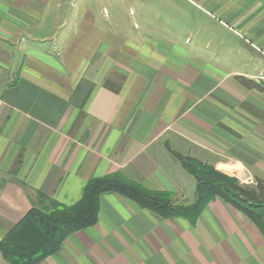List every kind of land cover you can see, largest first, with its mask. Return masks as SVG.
Here are the masks:
<instances>
[{
    "label": "crops",
    "instance_id": "1",
    "mask_svg": "<svg viewBox=\"0 0 264 264\" xmlns=\"http://www.w3.org/2000/svg\"><path fill=\"white\" fill-rule=\"evenodd\" d=\"M160 2L158 21L144 2L133 16L125 0L58 2L73 26L45 48L55 35L29 28L48 1L0 0V242L31 209L73 205L115 173L194 204L172 152L264 180V82L237 79L264 73V2ZM40 264H264V235L219 197L193 220L109 193L97 224Z\"/></svg>",
    "mask_w": 264,
    "mask_h": 264
},
{
    "label": "trees",
    "instance_id": "2",
    "mask_svg": "<svg viewBox=\"0 0 264 264\" xmlns=\"http://www.w3.org/2000/svg\"><path fill=\"white\" fill-rule=\"evenodd\" d=\"M246 88H261L258 83L237 77ZM197 181V200L190 206L174 204L173 196L154 192L115 173L94 178L85 187L82 198L67 207L31 209L2 239L0 251L9 264H40L57 253L73 233L98 222L100 199L116 193L159 217H188L197 220L208 203L219 197L252 221L264 235V180L253 186L240 184L215 167L172 152Z\"/></svg>",
    "mask_w": 264,
    "mask_h": 264
},
{
    "label": "rangeland",
    "instance_id": "3",
    "mask_svg": "<svg viewBox=\"0 0 264 264\" xmlns=\"http://www.w3.org/2000/svg\"><path fill=\"white\" fill-rule=\"evenodd\" d=\"M37 1L39 3H45L48 1V3H49L48 6L44 7L45 10H43V9L42 10L44 11V14L49 15V17H46V22H42L39 25H36V26L29 28V33L32 34L33 36H37V37H39L38 35H40L41 33H44V34L49 33V35H55L54 38H52L50 40H46V42H44V44H43V46H45V48H47L49 46L51 47V46H53L54 43H56L58 41L60 42L61 36H63L64 33H66L73 26V23H72L73 17H71L70 22H66V24H64V26H62V20H64L66 15L69 14L68 11L71 10V8H69V6L67 4L57 6L58 2L62 3V2H65V0H53V1L51 0L52 2H50L49 0H37ZM136 1L139 2L136 4H140V2L141 3L144 2L146 4V6H145L146 10L149 11V14H150L149 16H150V19L152 21H158L159 17L157 16V14L159 15L160 13H163V11L166 12L165 8L163 9V7L158 6L161 4L160 0H125L124 5L126 6L125 9H128V11H129V16H130V14H131V16L134 15V11L130 13L131 9L129 10V8L132 4L134 5ZM133 5H132V7H133ZM148 5H150V7H148ZM32 9L35 11L33 13V15L34 16L37 15L38 10L36 8H32ZM136 11H137V9H136ZM69 17H68V19H69ZM160 19H161V17H160ZM205 23L208 24L207 22H205ZM231 57H234L237 60V61H235L234 64L237 66L238 69L242 68L245 65L244 58L242 56L236 55V56H231ZM252 79H253V81H255L258 84H260V82L263 83L264 82V73L257 72L255 74V77ZM224 168L225 167L222 166V167L218 168L217 170L220 171L221 173L231 177V178H235L242 185L249 186V187L255 185L256 182H255L254 178H247L246 177V175L244 173V168L241 169V171H240L241 173H238V172L236 173V177H234L233 175L231 176V173L229 174L228 172H226ZM227 168H230V167H227ZM232 170L237 171V170H239V168L235 167ZM234 175H235V173H234Z\"/></svg>",
    "mask_w": 264,
    "mask_h": 264
},
{
    "label": "water",
    "instance_id": "4",
    "mask_svg": "<svg viewBox=\"0 0 264 264\" xmlns=\"http://www.w3.org/2000/svg\"><path fill=\"white\" fill-rule=\"evenodd\" d=\"M261 1H263V2H264V0H261Z\"/></svg>",
    "mask_w": 264,
    "mask_h": 264
}]
</instances>
